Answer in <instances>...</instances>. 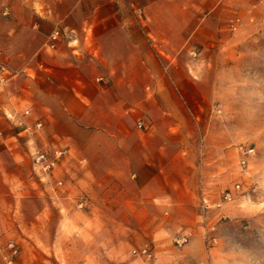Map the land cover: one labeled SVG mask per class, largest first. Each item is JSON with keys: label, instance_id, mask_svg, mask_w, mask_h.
<instances>
[{"label": "crops", "instance_id": "1", "mask_svg": "<svg viewBox=\"0 0 264 264\" xmlns=\"http://www.w3.org/2000/svg\"><path fill=\"white\" fill-rule=\"evenodd\" d=\"M112 19L82 12L80 0H0V64L9 73L0 83V197L24 193L30 165L33 197L48 199L3 216V242L19 247L14 264H264L261 231L252 223L231 231L227 212L210 209L216 243L204 246L198 202L211 201L227 165L225 139H211L188 105L209 101L206 70L193 77L199 67L162 61L182 38L156 42L129 16ZM57 138L74 161L56 189L35 176L30 153ZM183 234L187 243L174 246ZM146 243L150 256L131 253Z\"/></svg>", "mask_w": 264, "mask_h": 264}, {"label": "rangeland", "instance_id": "2", "mask_svg": "<svg viewBox=\"0 0 264 264\" xmlns=\"http://www.w3.org/2000/svg\"><path fill=\"white\" fill-rule=\"evenodd\" d=\"M80 1L82 12L86 9L89 15L104 16L107 21H112L108 25L116 24L113 17L129 16L135 20L137 32H152L153 41L167 38L175 45L182 38L179 53L161 56L162 61L199 67L197 72L192 70L193 77L206 70L210 84L206 86L205 93L209 101L188 105L190 111L199 116V125H203L202 119L207 121L211 139L226 141L227 165L222 168L225 177L216 183L219 187L212 192L211 201H206L208 209H203L198 202L201 211L198 222L202 223L203 240L205 235L210 234L216 238L214 226L209 228L208 224L210 209L230 214L233 219L231 231L236 229L237 223L240 224L238 230L252 223L256 232L261 231L258 236L264 239V0ZM193 94L195 91L192 88H185V97L191 98ZM55 141L59 146L60 140L57 138ZM61 144L64 146V143ZM68 159L73 162L74 156L70 155ZM242 159L244 165L241 164ZM25 160L30 163L29 155L25 156ZM61 173L65 175V165L60 166L56 176ZM35 181L37 179L29 165L25 168V180L18 184V189H23L24 193L0 197L2 242L6 238L1 220L7 211L37 210L47 205L48 199L33 197ZM236 183L239 184L238 189L234 188ZM226 189L232 192L234 198L216 206ZM79 199L76 198L77 205ZM215 215L218 220L220 215ZM18 217L26 223L31 216ZM229 217H224L222 213L219 220ZM231 249V253L235 254L236 248ZM0 264H5L1 252Z\"/></svg>", "mask_w": 264, "mask_h": 264}, {"label": "built area", "instance_id": "3", "mask_svg": "<svg viewBox=\"0 0 264 264\" xmlns=\"http://www.w3.org/2000/svg\"><path fill=\"white\" fill-rule=\"evenodd\" d=\"M6 14V11L3 12ZM58 34V31H54V34L51 35V39H55ZM9 77V73L5 66L3 64H0V83H6V80ZM141 122L137 124L138 127H141ZM42 127V123L40 120H36L34 124L35 129H40ZM31 157H32V169L35 176L38 177V179L41 182H47L49 180L54 181V186L56 189L60 186H62V180L58 178L56 175L58 173V170L60 166L64 165V163L67 161L69 157V150L66 146H56V145H48L43 148H34L31 151ZM241 164L244 165V160H241ZM239 184L236 183L234 185L235 189H238ZM232 198V192L229 189H226L223 191L222 195L218 199V201L215 203L216 206H220L222 203L230 201ZM206 199H202V208L208 209V203L206 202ZM87 205V201L84 197L80 199L78 202V206ZM204 211V210H203ZM212 226H209L211 228ZM207 230V229H206ZM205 230V231H206ZM204 231V232H205ZM188 236L183 234L180 235L173 240V245L176 247H182L184 244L188 241ZM204 244L205 248L208 249L211 246L214 245L216 242V238L213 235H205L204 237ZM0 252L1 257L5 264H14L18 255H19V247L18 245L12 241L8 240L6 242H2L0 240ZM132 254L137 255H144V256H150L151 250L149 247V244H144L140 249H133L131 250Z\"/></svg>", "mask_w": 264, "mask_h": 264}]
</instances>
